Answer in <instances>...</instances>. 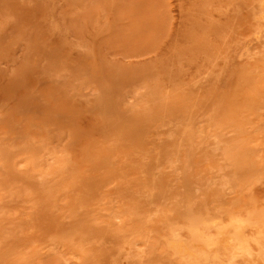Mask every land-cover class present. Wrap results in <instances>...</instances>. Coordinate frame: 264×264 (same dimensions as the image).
<instances>
[{"label": "rangeland", "instance_id": "374dc122", "mask_svg": "<svg viewBox=\"0 0 264 264\" xmlns=\"http://www.w3.org/2000/svg\"><path fill=\"white\" fill-rule=\"evenodd\" d=\"M234 216L264 259V0H0V264H252L170 246Z\"/></svg>", "mask_w": 264, "mask_h": 264}, {"label": "bare ground", "instance_id": "6f19581e", "mask_svg": "<svg viewBox=\"0 0 264 264\" xmlns=\"http://www.w3.org/2000/svg\"><path fill=\"white\" fill-rule=\"evenodd\" d=\"M234 217L233 218L236 222L234 220L233 221L236 223V224L234 223V226L236 225V227L233 230L227 229L224 222H220L218 220H215L214 218L209 219V220L206 219V222L208 220L209 224L207 225L206 222H204L205 224L203 225V228L201 230H203L202 232L206 234L203 237L204 239H203L201 248L197 252H195L191 247L183 245L181 243L171 242L170 246L173 249V251L175 250L174 252L182 255L183 258H186L184 256H187V257L196 258L198 260L217 258L220 248H222L223 246L224 247L226 246L227 247L226 254L229 256L231 255V257H245L249 259V261H251L252 264H264V259H262L259 256V254H257L258 252L255 253V251H253L255 248L254 249L253 247L251 248L250 246L251 244L248 245L247 243L248 240L243 238L241 231H240L244 229V226L241 224V220H239L241 218L240 217L237 218V216H234ZM236 218L238 219V221ZM117 219L121 220V216L117 217ZM202 222L203 221H201L200 224H202ZM242 222H244V220H242ZM210 228L212 229L215 228V230L216 229L218 230V231L216 230L217 231L216 236L209 235V232H210L209 230H212ZM206 230H208V232H206ZM192 231L193 230H191V232ZM254 239L257 241V237ZM250 240L253 241V239H250ZM259 246H262V245H259Z\"/></svg>", "mask_w": 264, "mask_h": 264}]
</instances>
